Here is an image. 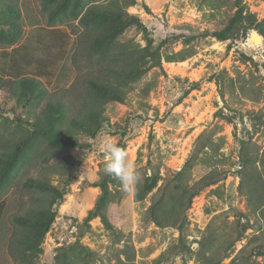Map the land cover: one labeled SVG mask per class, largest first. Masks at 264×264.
<instances>
[{"label":"rangeland","instance_id":"1","mask_svg":"<svg viewBox=\"0 0 264 264\" xmlns=\"http://www.w3.org/2000/svg\"><path fill=\"white\" fill-rule=\"evenodd\" d=\"M5 1L17 4L21 10L23 36L19 44L34 41L40 29L48 26L42 0ZM234 2L137 0V5L128 9L130 15L139 18L156 44L168 40L161 49L163 71L152 70L141 82L133 84L126 104L107 106L106 115L113 128L89 140L91 149L57 206H47L52 196L25 188V182L40 179L61 188L55 165L66 156L79 159L84 155V148L69 149L43 165L48 156L52 157L50 150L36 146V140L31 144L18 164L11 185L0 192V201L6 202L0 223V264H29L21 256L20 230L12 217L26 215L41 204L56 211L57 217L32 264H53L61 248L74 244L95 254L89 256L77 246L69 252L72 264H117L125 257L122 253L125 245L134 248V264H156L161 255L163 260L159 264H200L201 256L210 254L212 247L215 250L216 246L228 242L238 227L239 232L242 230L247 206L239 189L240 141H249L264 151V35L253 29H241L227 41L205 36L206 32L213 33L226 26L236 12ZM243 5L258 21L264 19V0H243ZM58 27L70 35L71 46L54 78L40 80L46 88L45 98L22 107L0 91V155L27 133L29 128L24 121L31 123L43 118L49 101L62 102L67 119L77 117L87 94V80L101 78L114 66L112 61L103 62L88 54L84 43L88 35L77 21L60 23ZM253 33L260 35L261 43L251 45L249 38ZM126 39L142 47L146 45L143 35L135 29L124 34L123 40ZM2 51L10 49L0 46V61ZM189 53L193 55L190 57ZM169 58L173 62H168ZM238 75L248 81L245 97L239 91L230 95L227 89L231 86L230 79ZM216 78H222L227 89L224 100ZM147 83H150L149 91L145 88ZM115 128H126V137ZM202 135L205 143L211 138L218 144L202 152V160L192 170L193 182L214 167L226 174L223 180L193 199L186 211L187 224L181 235L175 228H159L145 216L152 197L163 180L180 171L190 159ZM104 138L125 150L134 170L145 169L155 185L143 202L133 200L132 188L119 203L107 204V217L113 230L107 229L101 218L102 226L97 224V218L85 222L100 194L94 185L101 166L106 163L100 158L99 148ZM110 190L116 193L113 185ZM211 231L207 248L203 249L202 243ZM252 232L247 231L245 238L236 243L220 264H231L249 242ZM259 243L264 245V236ZM251 250L240 256L242 264L262 263L264 259L254 255L255 250L250 254Z\"/></svg>","mask_w":264,"mask_h":264},{"label":"trees","instance_id":"2","mask_svg":"<svg viewBox=\"0 0 264 264\" xmlns=\"http://www.w3.org/2000/svg\"><path fill=\"white\" fill-rule=\"evenodd\" d=\"M136 5L137 0H104L102 3L95 0L90 2L87 0H42L43 10L48 14V26L40 29V34L34 41L19 44L23 36L20 7L0 0V46L10 49V51L1 52L0 91H3L7 98L14 100L17 105L26 107L44 99L46 88L40 80H52L58 65L67 59L71 37L58 27L60 23L77 21L88 35V39L84 40L88 54L103 62H114V66H110L101 78L87 80V94L80 103L81 109L77 117L67 119L64 104L60 101H49L42 119H35L31 123L24 121L29 128L27 133L19 137L6 152L0 155V192L11 185L18 164L35 140L36 146L42 145L46 151L51 152L52 157L48 156L43 165L49 164L52 158L58 157L69 149L84 148V155L79 159L75 160L72 156H66L55 165V173L61 182V188L40 179H28L25 182V188L44 194L49 193L52 196L50 201H47V206H57L62 202L69 184L78 175L80 164L91 149L89 140H94L102 131H110L113 128L106 115L107 106L111 103L126 104L130 93L129 88L133 84L141 82L152 70L163 71L161 49L168 40L156 44L139 18L128 13V9ZM233 5L236 12L226 26L213 33L206 32V37L212 36L218 41H227L234 38L241 29H253L260 35H264V19L258 21L255 15L246 11L243 0H235ZM130 29H135L143 35L146 41L145 47L127 39L123 40L124 34ZM189 55L191 57L193 54L189 53ZM168 62L173 61L169 58ZM216 83L223 100L227 89L230 95L234 96L239 91L241 96H247L248 81L241 75L230 79L231 90L224 87L222 78H216ZM145 88L149 91L150 83H147ZM115 130L123 138L126 137V128H115ZM204 136L198 139L195 152L181 170L163 180L162 185L153 195L145 216L157 227L175 228L181 235L187 224L185 214L193 199L202 190L223 180L226 172L215 167L197 181L193 182L191 178L195 165L202 160V152L218 144L211 138L209 143H205L202 141ZM240 145L242 170L239 189L246 199L245 224L240 232L238 227L235 235H232L228 242L216 246L215 250V246L212 247L210 254L201 256L200 264H220L236 243L245 238L249 230L253 231L249 242L231 264H242L240 260L242 255L250 249H252L250 254L255 250L254 255L264 259V245L259 243L260 238L264 236V151L261 152L249 141L242 140ZM104 164L101 166L98 181L94 185L100 189V194L94 208L88 212L85 222L101 218L107 229L113 230L107 217V204L119 203L128 192L124 191L118 179L104 173ZM139 168L135 171L142 179L133 187V200L137 203L145 201L155 186L146 170ZM111 185L116 189L115 194L110 190ZM46 205L36 206L26 215L12 217L13 223L20 230L18 246L21 256L29 264L38 258L44 239L57 217V212L50 210ZM5 209L6 202L0 201V223ZM211 236L212 231L202 243L203 249L207 248L208 239ZM209 245L213 246V244ZM77 246L89 256L95 254L83 246L74 244L61 248L53 264H72L69 252L77 249ZM122 253L125 257L119 259L117 264H134L135 251L132 246L125 245ZM162 260L161 255L156 264L161 263ZM258 264H264V261Z\"/></svg>","mask_w":264,"mask_h":264},{"label":"clouds","instance_id":"3","mask_svg":"<svg viewBox=\"0 0 264 264\" xmlns=\"http://www.w3.org/2000/svg\"><path fill=\"white\" fill-rule=\"evenodd\" d=\"M103 159L106 161L103 171L108 176L118 179L125 192H129L134 186L141 182V176L134 170V166L128 158L125 150L104 138L99 145ZM88 171V170H87ZM86 174L82 176H86Z\"/></svg>","mask_w":264,"mask_h":264},{"label":"water","instance_id":"4","mask_svg":"<svg viewBox=\"0 0 264 264\" xmlns=\"http://www.w3.org/2000/svg\"><path fill=\"white\" fill-rule=\"evenodd\" d=\"M249 41L251 45H256L257 43H261L262 39L260 35H258L257 33H253L252 36L249 38ZM100 158H103V154H100Z\"/></svg>","mask_w":264,"mask_h":264},{"label":"built area","instance_id":"5","mask_svg":"<svg viewBox=\"0 0 264 264\" xmlns=\"http://www.w3.org/2000/svg\"><path fill=\"white\" fill-rule=\"evenodd\" d=\"M98 222H99V226H102L100 220H98ZM97 224H98V223H97Z\"/></svg>","mask_w":264,"mask_h":264},{"label":"crops","instance_id":"6","mask_svg":"<svg viewBox=\"0 0 264 264\" xmlns=\"http://www.w3.org/2000/svg\"><path fill=\"white\" fill-rule=\"evenodd\" d=\"M96 221H97V223H98V220H100L99 218H97V219H95Z\"/></svg>","mask_w":264,"mask_h":264}]
</instances>
